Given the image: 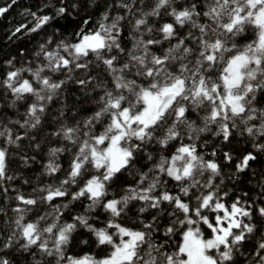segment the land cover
I'll return each instance as SVG.
<instances>
[{
    "label": "snow or ice",
    "instance_id": "6c2138e0",
    "mask_svg": "<svg viewBox=\"0 0 264 264\" xmlns=\"http://www.w3.org/2000/svg\"><path fill=\"white\" fill-rule=\"evenodd\" d=\"M15 3L0 7V16ZM77 7L62 0L53 15L31 13L35 25L12 35L36 33ZM89 22L70 40L40 43L39 64L15 68L8 60L0 80V99L10 94L4 107L24 108L14 121L0 113V193L18 178L8 146L30 167L36 156L27 152L41 149L51 106L60 105L44 138L40 176L49 179L27 192L11 189L17 203L0 224V264H13L12 252L31 264H264V169L251 173L255 197L245 191L227 202L229 184L264 153V0H117L95 28ZM69 83L95 105L83 119L67 104ZM206 136L215 139L210 151ZM241 140L253 151L236 157ZM220 158L235 160L234 169ZM125 173L134 182L114 193ZM77 203L82 211L73 214ZM79 229L90 238L78 243H94L103 255L69 254Z\"/></svg>",
    "mask_w": 264,
    "mask_h": 264
},
{
    "label": "trees",
    "instance_id": "16d2710c",
    "mask_svg": "<svg viewBox=\"0 0 264 264\" xmlns=\"http://www.w3.org/2000/svg\"><path fill=\"white\" fill-rule=\"evenodd\" d=\"M10 2L11 0H0V7L6 6ZM61 2L62 0H16V3L9 9V11L3 16H0V80L4 78L7 71L11 70V66L7 63L8 60L11 59L13 61L15 68L27 66L29 63L39 64L40 61L36 59L35 53L38 50L40 43L44 42L48 37H53L56 40L61 38L70 40L72 38V33L75 32L79 26H82V22L85 19L90 21L87 25L88 28H95L99 22L101 14L108 8L109 5L116 3L117 0H76L78 7L71 10L73 12L72 16L68 18L58 17L55 21H50L49 24L42 27L36 33H29L27 29H24L21 33H17L15 36L12 35L15 29L21 25H27L28 28L35 25L36 20L31 13H36L37 16L53 15L56 7L60 6ZM63 2L70 3L71 0H63ZM144 2L150 3V0H144ZM112 12L113 14L116 12H120L122 14L123 9L113 8ZM129 31L130 27L125 25L123 29V37L126 47H131L128 39ZM246 42H248L247 39L242 41V43ZM53 78L55 79L56 77L54 76ZM0 91L3 90L0 89ZM64 93L69 107L79 106L81 109L76 119H83L94 110L95 105L91 102L85 103V98L81 95L75 85L69 83L64 89ZM6 103H10V94L8 93H5L3 98L0 99V113H3L9 121L22 119L24 108L22 106H18V111L16 108H5L4 105ZM59 110V104L51 106V112L48 114L44 124L46 131L39 137L41 149L28 150V155L36 156V161L32 163L30 167H21L19 157L16 155L17 150L12 146H8L10 152L13 153L9 162L10 173H16L18 178L15 181L7 182L5 184V187H9V192L6 195L0 193V207H3L8 213L7 216H0V224L8 220L10 216L15 215L11 209L17 202L14 199L15 193L11 189L15 188L17 190L27 192L30 191L31 187L35 186L39 181L46 182L49 179L47 177L40 176L42 166L47 160V151L49 146L44 143V138L54 127L51 116L56 114ZM68 118L70 123L73 119L71 113H68ZM8 127L13 128L14 132L23 131V129H18V127L13 124H9ZM205 138L208 140L209 145L207 151H210L211 145L215 143V139L210 136H206ZM2 142L3 138L0 137V144H2ZM28 143L29 142L27 140L23 142L24 145H27ZM234 145V155L236 157H239L245 151H253L251 145L244 140H241L239 143L234 142ZM70 156V153H65L61 156V163L64 168H67ZM220 162L224 164L222 158H220ZM235 163L236 161L234 160L231 165L224 164L225 170L232 171ZM261 169H264V153L259 155L257 161L252 162V168L250 171L245 174H240L239 180L234 185L229 184L231 191L227 202L230 203L236 195H242L245 191L249 193V199L255 197L258 191L257 180L251 175V173L259 172ZM24 179H31L32 184H23ZM133 182V176L125 173L120 177L119 181L113 185L112 191L114 193H118L122 191L125 185L132 184ZM78 211H82V206L77 203L73 205L72 212L74 214ZM35 215L36 212L34 210L33 213L29 215V219L34 218ZM63 219L70 222V215L65 213ZM101 219L103 220L102 214ZM88 238H90L89 234L84 229H79L76 241L69 246V254L76 256H81L85 253L103 255V252H101V250L97 248L94 243L91 246L78 243L79 240ZM247 247L251 249L253 245L249 243ZM9 258L12 260L13 264H31V257L27 254L12 252Z\"/></svg>",
    "mask_w": 264,
    "mask_h": 264
}]
</instances>
